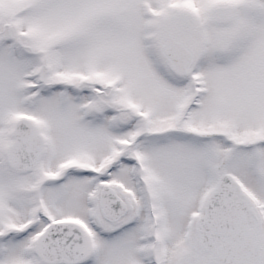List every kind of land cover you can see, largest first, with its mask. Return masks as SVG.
<instances>
[{
    "label": "snow or ice",
    "instance_id": "6c2138e0",
    "mask_svg": "<svg viewBox=\"0 0 264 264\" xmlns=\"http://www.w3.org/2000/svg\"><path fill=\"white\" fill-rule=\"evenodd\" d=\"M0 264H264V0H0Z\"/></svg>",
    "mask_w": 264,
    "mask_h": 264
}]
</instances>
